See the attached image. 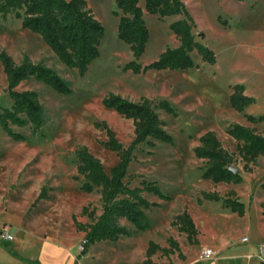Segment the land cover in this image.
<instances>
[{
  "label": "rangeland",
  "instance_id": "374dc122",
  "mask_svg": "<svg viewBox=\"0 0 264 264\" xmlns=\"http://www.w3.org/2000/svg\"><path fill=\"white\" fill-rule=\"evenodd\" d=\"M183 1L196 21V40L215 52L216 64L203 61L194 51L196 65L188 70H125L133 54L118 37L119 17L113 13L116 0H87L105 34L100 55L81 76L64 65L39 34L24 29L20 18L0 14V52H7L17 64L26 60L44 63L72 88L70 94H61L35 78L23 81L19 90L39 94L44 125L36 133L29 125H12L14 132L25 137L18 141L4 132L0 123V236L10 232L15 239L8 245L22 257L57 258L67 263L76 247L82 253L87 233L77 223H93L102 214L103 204L100 189L92 193L81 189L84 177L77 171L76 152L87 146L110 173L120 156L104 147L108 136L97 124L106 123L125 148L134 138L133 121L104 104V99L114 94L132 102L143 97L155 104L167 100L176 109L177 116L157 109L174 142L140 144L125 179L131 188L142 187L144 179L155 182L165 196L144 192L150 202L157 203L145 210L149 227L139 230L121 219L130 235L118 241L96 242L89 254L83 255V264H141L151 241L171 247V239L178 242L182 255L176 251L166 256L158 251L152 257L155 264H186V257L187 264H260L264 259V156L258 158L252 172H246L236 155L235 165L243 182L214 184L202 178L206 162L194 153L200 137L214 131L223 147L236 154L238 142L227 133L236 123L264 135V121L251 123L245 117L264 115V0ZM139 5L150 31L139 63L147 66L166 48L179 46L170 24L183 17L161 19L146 10L145 0H139ZM236 84L245 85L246 94L255 98L242 113L229 103ZM7 86L0 62V112L12 105ZM43 187L49 198L36 202ZM205 192L239 198L246 206L245 215L239 216L222 202L204 199ZM86 207L94 218L83 213ZM185 211L198 229V244H190L187 234L175 224ZM223 242H227L226 248H222ZM207 247H212L216 256L199 262ZM6 253H0V264H26ZM234 253L237 257L233 261L224 257ZM249 253L254 255L252 260Z\"/></svg>",
  "mask_w": 264,
  "mask_h": 264
},
{
  "label": "trees",
  "instance_id": "16d2710c",
  "mask_svg": "<svg viewBox=\"0 0 264 264\" xmlns=\"http://www.w3.org/2000/svg\"><path fill=\"white\" fill-rule=\"evenodd\" d=\"M243 1V0H240ZM145 8L149 13L164 19L173 16L183 18L173 21L170 29L179 41L176 48H166L159 59L147 66L139 63L146 51L150 39V31L143 16L139 0H116L114 14L119 17L118 37L130 46L133 60L125 70L134 73L155 70H188L195 67L192 53L197 51L202 60L210 64L217 63L215 52L208 46L196 40L194 30L196 21L183 0H145ZM0 14L6 18L13 14L22 20L24 29L39 34L43 41L56 54L58 59L67 67L76 69L84 76L90 64L100 55V45L105 34L102 23L94 16L88 7L87 0H0ZM0 62L6 74L7 91L12 100L10 108L0 112L1 126L8 135L15 140H23L22 134L14 132L12 125L18 127L30 126L33 133L38 132L44 125V107L38 92L34 90H19L23 82L35 78L50 86L61 94H70L72 88L58 73L44 63H33L29 60L17 64L5 51L0 52ZM230 106L237 112H244L247 107L255 103V98L246 94L243 84L232 87L229 98ZM107 108L115 110L120 116L130 119L134 125V138L125 148L117 139L115 132L106 123L97 124L106 130L108 140L104 147L119 153L120 160L110 173H107L101 160L96 157L87 146L80 147L77 152V171L84 177L81 189L92 193L95 188L100 189L103 204L102 214L93 223L84 225L77 223L80 230L85 231L86 242L82 253L88 246L102 241H118L122 236L130 235V230L120 223L126 219L139 230L149 227L146 209L156 206L150 202L144 192L164 197L160 187L155 182L142 181V187L131 188L125 181L128 169L134 157V151L142 143L154 146L153 141L173 143V137L166 131L165 123L160 119L157 109L177 116L176 109L167 100L155 104L143 97L138 102L129 101L119 95L111 94L104 99ZM251 123L263 122L264 115H245ZM227 133L238 142L237 153L227 151L214 131L205 132L194 148L195 156L205 160L202 178L211 180L214 184L243 182V176L238 170L229 167L235 165L236 155L244 164L246 172H252L259 157L264 156V135L254 128L241 124H233ZM264 188V185H263ZM46 188L43 187L36 202L48 199ZM203 198L209 201L222 202L225 208L231 209L239 216H244L246 206L239 198L222 197L217 192H205ZM202 203V200H198ZM84 214L94 218L93 212L83 209ZM264 215V203H262ZM175 224L180 231L187 234L190 244H198V229L191 215L185 211L177 216ZM171 247H161L151 241L146 251V259L141 264H155L154 254L161 251L164 255L178 251L182 255L177 241L170 240ZM14 256L28 264H41L38 260L24 258L10 251ZM260 264H264V259Z\"/></svg>",
  "mask_w": 264,
  "mask_h": 264
},
{
  "label": "crops",
  "instance_id": "0c3cea01",
  "mask_svg": "<svg viewBox=\"0 0 264 264\" xmlns=\"http://www.w3.org/2000/svg\"><path fill=\"white\" fill-rule=\"evenodd\" d=\"M10 233V232H9ZM11 234V233H10ZM1 237V236H0ZM15 238H14V236H13V239L12 240H14ZM10 241L11 240H5V239H3L2 237H1V240H0V253H2V254H7L6 253V251L11 255V256H13L14 258H16V259H18V260H20L18 257H16V256H14L10 251H12L13 253H16V254H18V255H20L21 256V254H19L18 252H16L15 251V248H12V247H10L8 244L10 243ZM26 240H25V238H24V240H23V242H25ZM22 242V243H23ZM95 244V243H94ZM94 244H91V245H89L88 246V248H87V250H86V252L85 253H81L79 250H78V247H76V250L73 252V254L72 255H68V257H69V259H67L68 261H67V263L66 262H63V261H61L60 259H42V258H38V259H36L35 257L34 258H28V257H24V258H27V259H32V260H38L41 264H83V262H84V257H83V255H85V254H89V251H90V247L92 246V245H94ZM227 247V242H223V246H222V248H226ZM207 248H211V249H213L212 247H207ZM214 250V249H213ZM237 254L236 253H234V254H229V255H227V256H224L225 258H226V260H235V257H237L236 256ZM67 257V258H68ZM253 257H254V255L252 254V253H249L248 254V258L250 259V260H252L253 259ZM65 260H66V258H65ZM20 261H22V260H20ZM22 262H25V261H22ZM184 262H186V264H187V262H188V257H186V261H184ZM199 262H205V261H200L199 260ZM207 262V261H206ZM209 262V261H208ZM26 264H28L27 262H25ZM185 264V263H184ZM189 264H191V263H189ZM193 264H197V262H195V263H193ZM217 264V263H216Z\"/></svg>",
  "mask_w": 264,
  "mask_h": 264
},
{
  "label": "built area",
  "instance_id": "2783aa9c",
  "mask_svg": "<svg viewBox=\"0 0 264 264\" xmlns=\"http://www.w3.org/2000/svg\"><path fill=\"white\" fill-rule=\"evenodd\" d=\"M2 238L5 239V240H12L13 239V235L10 234L9 232L5 231L2 234ZM243 240L246 241L247 238H244ZM85 242H86V240L83 243V247H84ZM83 247H82V250H83ZM215 256H216V252L213 249L205 248V249H203L201 251L199 260L200 261H209V260L213 259Z\"/></svg>",
  "mask_w": 264,
  "mask_h": 264
},
{
  "label": "water",
  "instance_id": "95a60500",
  "mask_svg": "<svg viewBox=\"0 0 264 264\" xmlns=\"http://www.w3.org/2000/svg\"><path fill=\"white\" fill-rule=\"evenodd\" d=\"M229 168H230L232 171H234V172H237V171H238V168L235 167V166H233V165H231Z\"/></svg>",
  "mask_w": 264,
  "mask_h": 264
}]
</instances>
